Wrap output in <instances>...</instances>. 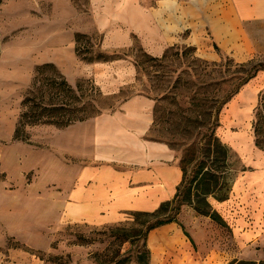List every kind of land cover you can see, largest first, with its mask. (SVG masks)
Segmentation results:
<instances>
[{
	"label": "rangeland",
	"instance_id": "rangeland-1",
	"mask_svg": "<svg viewBox=\"0 0 264 264\" xmlns=\"http://www.w3.org/2000/svg\"><path fill=\"white\" fill-rule=\"evenodd\" d=\"M90 14L89 0H1L0 264H146L139 238L156 221L127 213L114 224L66 222L64 205L78 166L72 147L66 142L64 150L55 126L22 127L24 141L14 139L25 92L36 67L45 64H53L73 88L74 105L86 110V121L143 94L156 104L150 138L175 149L180 164L189 148L212 133L237 156L229 190L208 198L224 225L182 206L175 218L182 240L171 244L154 232L151 264H200L208 256L206 264H264V153L252 133L264 91V22L247 25L243 49L222 50L201 29L204 41L172 48L157 61L137 40L130 49L104 50ZM226 42L236 48L235 38ZM73 43V53L67 52ZM116 58L135 64L136 81L106 96L85 67ZM251 66L256 76L223 105Z\"/></svg>",
	"mask_w": 264,
	"mask_h": 264
},
{
	"label": "crops",
	"instance_id": "crops-1",
	"mask_svg": "<svg viewBox=\"0 0 264 264\" xmlns=\"http://www.w3.org/2000/svg\"><path fill=\"white\" fill-rule=\"evenodd\" d=\"M146 1L150 0H89L93 31L102 36L104 50L130 49L137 40L149 57L160 59L172 48L204 41L201 29H208L222 50L236 51L244 48L241 33L246 34L247 25L264 22V0H152L148 6ZM225 29L228 38H235L236 48L227 44ZM74 46L67 52L73 53ZM85 73L104 95L115 96L135 83L137 69L130 60L117 59L87 65ZM155 105L150 97L136 94L113 112L57 131L64 150L68 142L73 163H78L64 205L66 222L119 223L127 213H153L174 200L183 171L175 149L149 136ZM154 232L171 244L184 236L171 223L149 234L148 248ZM208 258H201L200 264Z\"/></svg>",
	"mask_w": 264,
	"mask_h": 264
},
{
	"label": "trees",
	"instance_id": "trees-1",
	"mask_svg": "<svg viewBox=\"0 0 264 264\" xmlns=\"http://www.w3.org/2000/svg\"><path fill=\"white\" fill-rule=\"evenodd\" d=\"M215 48L218 50L216 45ZM168 52L161 59H165ZM117 59L121 58L102 62ZM152 59L159 61V59ZM256 73L257 70L254 66L246 70L247 75L242 80L240 79L233 93L223 101V105L230 100L232 95L238 93L242 86L252 80ZM75 98L73 88L53 64L36 67L31 85L25 92L21 104L24 112L19 117L14 139L24 141L22 127L46 125L65 129L76 122L86 121V110H79L75 107L73 102ZM80 112H82L81 115H79ZM252 133L255 147L264 153V91L260 93L258 104L254 110ZM206 137L208 136L206 135L204 139ZM192 163L193 165H191ZM237 163V156L232 150L223 146L213 133L206 142L205 140L201 141L198 146L189 148L181 161L183 181L174 200L163 204L159 210L153 213H133L134 218L138 220L141 218L156 219L143 232L141 231L139 239L143 241L144 251L142 253L144 256H138L140 260L143 258L146 264H150L151 253L147 246L149 234L162 226L177 223L175 218L184 205L191 206L198 216L209 217L223 226L224 222L218 214L212 211L208 198L215 197L218 191L227 192L229 190L227 189L230 182L228 179L236 177L237 171L235 170L239 169L234 165L236 166ZM188 165L191 166L190 169H188ZM185 235L188 237L187 234Z\"/></svg>",
	"mask_w": 264,
	"mask_h": 264
}]
</instances>
